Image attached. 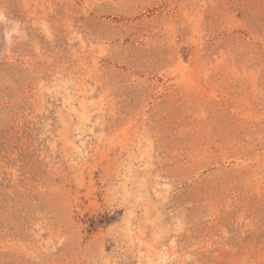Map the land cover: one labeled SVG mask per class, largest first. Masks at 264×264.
<instances>
[{
    "label": "rangeland",
    "instance_id": "374dc122",
    "mask_svg": "<svg viewBox=\"0 0 264 264\" xmlns=\"http://www.w3.org/2000/svg\"><path fill=\"white\" fill-rule=\"evenodd\" d=\"M0 17V264H264V0Z\"/></svg>",
    "mask_w": 264,
    "mask_h": 264
},
{
    "label": "snow or ice",
    "instance_id": "6c2138e0",
    "mask_svg": "<svg viewBox=\"0 0 264 264\" xmlns=\"http://www.w3.org/2000/svg\"><path fill=\"white\" fill-rule=\"evenodd\" d=\"M0 19H2V17H0Z\"/></svg>",
    "mask_w": 264,
    "mask_h": 264
}]
</instances>
